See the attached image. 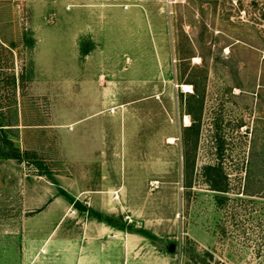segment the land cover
Listing matches in <instances>:
<instances>
[{
  "label": "rangeland",
  "instance_id": "rangeland-1",
  "mask_svg": "<svg viewBox=\"0 0 264 264\" xmlns=\"http://www.w3.org/2000/svg\"><path fill=\"white\" fill-rule=\"evenodd\" d=\"M0 264H264V0H0Z\"/></svg>",
  "mask_w": 264,
  "mask_h": 264
},
{
  "label": "bare ground",
  "instance_id": "bare-ground-1",
  "mask_svg": "<svg viewBox=\"0 0 264 264\" xmlns=\"http://www.w3.org/2000/svg\"><path fill=\"white\" fill-rule=\"evenodd\" d=\"M183 90L185 92H189V91H191V86L190 85H183Z\"/></svg>",
  "mask_w": 264,
  "mask_h": 264
},
{
  "label": "trees",
  "instance_id": "trees-1",
  "mask_svg": "<svg viewBox=\"0 0 264 264\" xmlns=\"http://www.w3.org/2000/svg\"><path fill=\"white\" fill-rule=\"evenodd\" d=\"M105 221H106L109 225H112L111 222H110L109 220H105ZM105 221H104V222H105Z\"/></svg>",
  "mask_w": 264,
  "mask_h": 264
}]
</instances>
